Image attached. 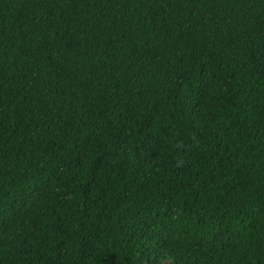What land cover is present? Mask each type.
Wrapping results in <instances>:
<instances>
[{
	"label": "trees",
	"instance_id": "1",
	"mask_svg": "<svg viewBox=\"0 0 264 264\" xmlns=\"http://www.w3.org/2000/svg\"><path fill=\"white\" fill-rule=\"evenodd\" d=\"M0 264H264V0H0Z\"/></svg>",
	"mask_w": 264,
	"mask_h": 264
}]
</instances>
